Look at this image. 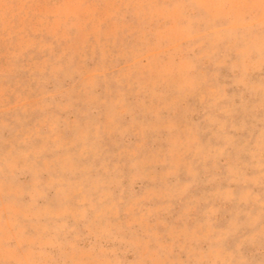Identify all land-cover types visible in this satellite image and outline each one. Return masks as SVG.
I'll use <instances>...</instances> for the list:
<instances>
[{"label":"rangeland","instance_id":"obj_1","mask_svg":"<svg viewBox=\"0 0 264 264\" xmlns=\"http://www.w3.org/2000/svg\"><path fill=\"white\" fill-rule=\"evenodd\" d=\"M0 264H264V0H0Z\"/></svg>","mask_w":264,"mask_h":264}]
</instances>
